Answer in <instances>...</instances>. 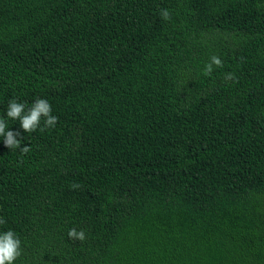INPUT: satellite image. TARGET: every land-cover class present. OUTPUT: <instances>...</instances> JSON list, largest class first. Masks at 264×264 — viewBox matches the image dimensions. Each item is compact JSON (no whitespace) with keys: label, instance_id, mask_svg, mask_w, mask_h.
<instances>
[{"label":"trees","instance_id":"trees-1","mask_svg":"<svg viewBox=\"0 0 264 264\" xmlns=\"http://www.w3.org/2000/svg\"><path fill=\"white\" fill-rule=\"evenodd\" d=\"M38 98L56 126L0 137L14 264H264V0H0V117Z\"/></svg>","mask_w":264,"mask_h":264},{"label":"clouds","instance_id":"clouds-1","mask_svg":"<svg viewBox=\"0 0 264 264\" xmlns=\"http://www.w3.org/2000/svg\"><path fill=\"white\" fill-rule=\"evenodd\" d=\"M162 18L164 20L170 19V12L168 10H162ZM216 68L223 67L222 60L213 55L210 57L209 63L204 67L203 75L210 76ZM228 79H234L233 74H227ZM7 119L0 117V137H3L4 144L10 150L19 149L23 153L29 151L28 146L21 147V141L16 137L19 133H14L7 130L8 120L19 121V124L25 133H32L37 131H44L48 128H54L58 122V118L52 115V107L46 99H36L31 107L26 109V105L16 100L9 101L6 111ZM43 121V127L41 122ZM72 189H78L79 184H73ZM3 218H0V224H4ZM68 237L72 240H78L84 242L86 239L85 232L83 230L77 231L71 229L68 232ZM22 255L21 240L12 231L0 232V264H14V262Z\"/></svg>","mask_w":264,"mask_h":264}]
</instances>
